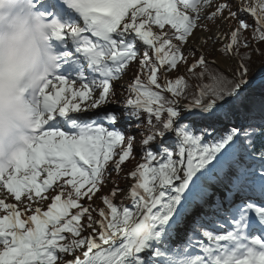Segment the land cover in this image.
Wrapping results in <instances>:
<instances>
[{
  "label": "snow or ice",
  "instance_id": "1",
  "mask_svg": "<svg viewBox=\"0 0 264 264\" xmlns=\"http://www.w3.org/2000/svg\"><path fill=\"white\" fill-rule=\"evenodd\" d=\"M32 6L49 29L55 66L31 90L27 148L10 167L0 163V264H264V119L232 124L204 144L178 123L184 77L168 79L181 65L208 76L186 112L207 118L225 105H243L251 83L246 61L254 44H264V0H33ZM133 62L138 71L124 115H145L143 146L174 134L175 151L144 152L117 204L123 189L97 194L112 172L123 171L134 137L110 130L115 114L89 122L70 113L109 103L114 82ZM217 62L235 65L231 78L208 71ZM66 65L79 88L64 74ZM213 173L229 185L228 208L216 204L215 220L193 214V202L202 205L211 195L201 181Z\"/></svg>",
  "mask_w": 264,
  "mask_h": 264
},
{
  "label": "clouds",
  "instance_id": "2",
  "mask_svg": "<svg viewBox=\"0 0 264 264\" xmlns=\"http://www.w3.org/2000/svg\"><path fill=\"white\" fill-rule=\"evenodd\" d=\"M33 0H0V163L27 148L34 116L30 93L55 66L49 29Z\"/></svg>",
  "mask_w": 264,
  "mask_h": 264
},
{
  "label": "trees",
  "instance_id": "3",
  "mask_svg": "<svg viewBox=\"0 0 264 264\" xmlns=\"http://www.w3.org/2000/svg\"><path fill=\"white\" fill-rule=\"evenodd\" d=\"M238 2L244 3L245 0H238ZM248 22L252 23V20L249 19ZM168 27L169 26H166V28ZM247 36L249 39H251V30L247 33ZM253 47L256 48L257 51L253 52L251 54V58L248 61H246L247 76L244 77L246 80L250 82L254 81L257 77L264 75V44H259V45L254 44ZM192 59H193L192 57H189V63L192 62ZM207 59L211 60V56H207ZM187 67H188L187 65H181L179 69L180 72L173 71L168 75V79L171 81H174L177 77L183 76L185 83L187 85V87L184 90V98H176L178 99V104H191L193 98L196 96L201 86L206 85L210 82L207 75H205L202 79L199 77V73L202 71L200 68H196L193 73H189L187 71ZM233 70L235 71L234 68ZM233 70L230 71L231 75L229 76V78L232 77ZM208 71L209 72H220L217 68H215L211 64H209L208 66ZM159 79H160V83L162 84L165 83L162 77ZM262 93H264V82L248 90V97L244 101L243 105H239V104L225 105V108H224L225 114L223 115L217 114L216 116L207 117V118H205L201 113L198 112L197 114L191 115V120L196 124L201 123L204 129L202 132V135H208L209 134L208 129L213 130L214 128L215 129L221 128V130H227L232 126V124H239L242 122H253V123L259 124L261 120L264 119V106L261 105ZM163 95L169 99L174 98L171 96V94L167 92H165ZM121 116L124 118L125 123L126 122L128 124L133 123L134 126L141 129V133L139 135L140 137L139 142L141 143L142 134H146L149 131L148 125L146 123L145 115L141 113L139 120L129 119L124 115V107H122ZM213 120H216L217 122H219L221 126L215 127L211 122ZM198 136H201V135H198ZM156 140L147 146H143L141 144L140 150H137V152L143 153V152L152 150L153 149L152 144L156 142ZM173 142H169L168 144H161V148L162 149L165 147L169 148L170 146L175 148V145ZM136 154L137 153L135 151V148H133L131 157L124 163V165H122V166H126V164L128 163L131 166V168L129 169L130 172L134 170L135 167L137 166V164H135ZM228 175H231V173L229 172ZM214 177H215V180L213 182L214 186H216L217 188L221 190H224L226 192V195H228L229 185L227 183L226 177L223 175H218L216 173H214ZM110 181L112 183L111 187H107L105 191H103L102 196L106 195L112 187H119L124 181V178H120V179L112 178ZM102 187H105V186L103 185ZM236 197L240 198L239 196H236ZM117 198L115 202L118 201ZM229 199H231V197H229ZM215 201L218 203L217 198L215 199ZM224 202L228 206V201H225L224 199ZM101 207H103L102 203H101ZM205 217L211 220H215L216 218L215 215H209ZM193 243H195V241ZM190 250L195 252V251H198V248H191Z\"/></svg>",
  "mask_w": 264,
  "mask_h": 264
},
{
  "label": "rangeland",
  "instance_id": "4",
  "mask_svg": "<svg viewBox=\"0 0 264 264\" xmlns=\"http://www.w3.org/2000/svg\"><path fill=\"white\" fill-rule=\"evenodd\" d=\"M155 30L158 31V29H155ZM197 34H199V33H197ZM205 35H208V34L205 33ZM129 39L131 40L132 37H129ZM133 42H135V41H133ZM196 47L198 49H200L201 51L203 50L199 45L196 46ZM68 49L70 51H72L71 47H68ZM139 54L142 55V48H141V51H140ZM212 59H213V57L211 56V60ZM65 67L68 70L64 74L66 76H69V77L72 78L74 89L79 88V82L75 78V73L71 72L67 65ZM215 68H217V67H215ZM223 68H224L223 71H227L228 70V72H224V74H226V75L229 74L228 76H230L231 74L229 72L231 70H233V68L235 69V65L225 66ZM137 70H138V65L135 62H133L132 66L129 69H127L126 72L123 74L121 80H119L117 82H114V95H111L109 97V103L101 106L98 109L91 110V111H89L87 113H70V115L78 116L80 119L90 122L92 120H98L100 116H104L106 114H115L118 117V120H117V123L115 124V126L112 127L110 130L120 131L126 137H128V136L134 137V142H133V146L134 147L133 148H135V151L137 153L136 154V158H135V164L139 165L140 163L144 162V160H143L144 152L143 153L137 152V150H140V147H141V143L139 142L140 141L139 135L141 133V129L137 128L136 126H134L133 123H131V124H128L127 122L125 123L124 118L121 116V109H122V107H124L126 99L129 98V95H130L129 92L127 91V88L131 84V82H132V80L134 78V75L137 73ZM219 71H221V70H219ZM233 72H234V70H233ZM86 75H91V74H88L87 71H86ZM96 94L98 95V93H96ZM86 103L87 102H85V104ZM183 105L184 104H178V107H179V109L181 111V119H180V121H178V123L179 124H183V125H187L188 126V130L193 135H195V136L201 135L202 142L204 144H211L212 142H214V140L218 139L219 136L224 134V132L226 131V130H220V129L218 131H216V129L214 128L213 130L212 129H208V132H209L208 135H202V132L204 130L202 125L200 123L196 124V123H194L191 120V113H193V112L192 111H188V112L184 111ZM193 114H196V112H194ZM218 114L223 115V114H225V111H223L221 113H218ZM211 122H212V124L215 127L221 126L220 123L217 122L216 120H213ZM105 126H107V125H105ZM174 140H175L174 134H172V135H167L166 134V136L164 138H162V139L161 138H157L156 142H154L152 144L153 149L150 150V151H153V152L158 154L162 150L161 144H168L169 142H173ZM169 148H170V150L175 151V148H173L172 146H170ZM115 151L119 152V148L115 149ZM116 158H118V157H114V159H116ZM109 163H111V162H109ZM128 166H130L128 163L126 164V166H122L123 171L119 174V176H117V174L115 172H112L111 175L107 178V183L104 185L105 187H102V191L100 193H98L97 196H102L103 191H105V189L107 187H111L112 183H111L110 180L112 178H117V179L124 178V181L119 186V188L123 189V191L120 193V195L117 198L118 201L116 203L118 204L120 202V200L123 199V197H124V195H125V193L127 191V187L131 183H133L132 180L127 179V174L130 172L129 169L131 168V166L130 167H128ZM212 177L213 178H211V179L204 178L201 181V184L206 182V184L208 185V187H209L208 188V190H209L208 192L211 193L210 196H212V194H214L212 192L213 191V182L215 180L214 173L212 174ZM40 179H42V177L38 178V180H40ZM215 190L218 191L221 194V196H223L225 194L223 191H221L219 189H215ZM210 196H206L205 197V201L206 202L203 203L202 205L199 204L198 201H194L193 202V208L194 209L195 208H199V207H202L204 204L209 203L207 200H208V198H210ZM9 202H14V201L10 199ZM46 203L47 202H44L41 205V207L45 208L46 207ZM85 203H87V201H85ZM92 203L98 208L101 207V202H100V200L98 198H94ZM125 204H128V202L125 201ZM128 206L130 207V205H128ZM0 215H3V213L0 212ZM172 243L173 244H177L178 243L177 238L173 239Z\"/></svg>",
  "mask_w": 264,
  "mask_h": 264
},
{
  "label": "bare ground",
  "instance_id": "5",
  "mask_svg": "<svg viewBox=\"0 0 264 264\" xmlns=\"http://www.w3.org/2000/svg\"><path fill=\"white\" fill-rule=\"evenodd\" d=\"M81 24H82V22H81ZM68 46L71 47V49H72V52H73V58H77V57L79 56V54H76V53H75L74 48L72 47V45H71L70 42L68 43ZM196 46H198V45H196ZM81 61H83V60L81 59ZM85 66H86V65H85ZM217 67H218L219 69L223 70V69H224L223 67H225V65L219 64V62H217ZM67 70H68V69L65 67V68H64V73H65ZM224 72H225V71H224ZM226 72H228V70H227ZM229 73H230V72H229ZM216 131H218V130H216ZM203 182H204V181H203ZM202 187L206 190V192L209 191V190H208L209 187H208V185L206 184V182L202 183ZM144 255L147 256V253H145Z\"/></svg>",
  "mask_w": 264,
  "mask_h": 264
},
{
  "label": "water",
  "instance_id": "6",
  "mask_svg": "<svg viewBox=\"0 0 264 264\" xmlns=\"http://www.w3.org/2000/svg\"><path fill=\"white\" fill-rule=\"evenodd\" d=\"M215 67H217L216 65H215ZM218 68V67H217ZM219 69V68H218ZM219 70H221V69H219ZM221 71H223V70H221ZM224 72V71H223ZM226 72V71H225ZM229 75V74H228ZM262 82H264V75H261V76H259V77H257L254 81H252L251 83H250V85H249V89L250 88H252V87H254V86H256V85H258V84H260V83H262ZM184 105H186V104H184ZM184 105H183V107H184ZM196 110H193L192 112H195Z\"/></svg>",
  "mask_w": 264,
  "mask_h": 264
}]
</instances>
